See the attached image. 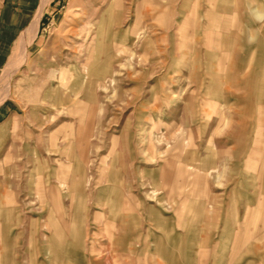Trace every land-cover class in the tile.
Segmentation results:
<instances>
[{
  "label": "rangeland",
  "instance_id": "1",
  "mask_svg": "<svg viewBox=\"0 0 264 264\" xmlns=\"http://www.w3.org/2000/svg\"><path fill=\"white\" fill-rule=\"evenodd\" d=\"M0 84V264H264V0H0Z\"/></svg>",
  "mask_w": 264,
  "mask_h": 264
},
{
  "label": "crops",
  "instance_id": "2",
  "mask_svg": "<svg viewBox=\"0 0 264 264\" xmlns=\"http://www.w3.org/2000/svg\"><path fill=\"white\" fill-rule=\"evenodd\" d=\"M54 203L56 204V201H54ZM56 205H58V204H56ZM72 210L70 212V214H71L70 215L71 216L70 223L65 221V219L63 218L64 219V221L62 219L63 226H61L63 231L69 232V241H68V239L67 240L65 239L64 233L62 231L60 233H58V230H56V228H54L56 241H53V247L57 248V251H58V249H62L64 247L63 251L66 252V254H67L66 258L68 260L71 258L69 253L70 252H76L77 251V246H78L77 237H76V234H75V231H74V223H75V220H74L75 219L74 218L75 217V213L74 212H77V211L76 210L72 211ZM57 213H58L59 217H62L63 215L66 217V214L64 213V211H62L60 206H58V208H57ZM53 251H54L55 256H57L58 252L56 251V249H54Z\"/></svg>",
  "mask_w": 264,
  "mask_h": 264
},
{
  "label": "bare ground",
  "instance_id": "3",
  "mask_svg": "<svg viewBox=\"0 0 264 264\" xmlns=\"http://www.w3.org/2000/svg\"><path fill=\"white\" fill-rule=\"evenodd\" d=\"M0 85H1V84H0ZM118 224H119V225H118ZM118 224H117V225H118V226H117V232L121 231V230H122V226H123L121 222H118ZM105 226H106V227H109V223L106 222V223H105ZM126 228H127V227H126ZM126 230H127V229H126ZM130 230H131V228H130ZM122 231H123V230H122ZM124 233H125V232H124ZM129 233H130V232H129Z\"/></svg>",
  "mask_w": 264,
  "mask_h": 264
}]
</instances>
